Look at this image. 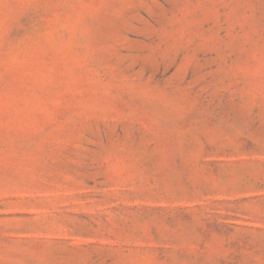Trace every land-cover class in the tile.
I'll use <instances>...</instances> for the list:
<instances>
[{
  "label": "rangeland",
  "instance_id": "374dc122",
  "mask_svg": "<svg viewBox=\"0 0 264 264\" xmlns=\"http://www.w3.org/2000/svg\"><path fill=\"white\" fill-rule=\"evenodd\" d=\"M0 264H264V0H0Z\"/></svg>",
  "mask_w": 264,
  "mask_h": 264
}]
</instances>
